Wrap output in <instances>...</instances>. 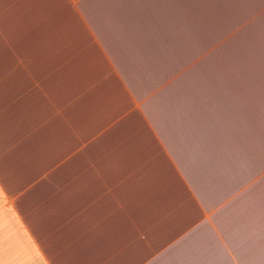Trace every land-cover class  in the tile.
Segmentation results:
<instances>
[{
    "label": "crops",
    "instance_id": "crops-1",
    "mask_svg": "<svg viewBox=\"0 0 264 264\" xmlns=\"http://www.w3.org/2000/svg\"><path fill=\"white\" fill-rule=\"evenodd\" d=\"M0 264H264V0H0Z\"/></svg>",
    "mask_w": 264,
    "mask_h": 264
}]
</instances>
